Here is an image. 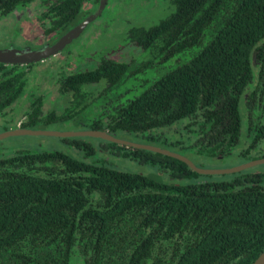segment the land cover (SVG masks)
Listing matches in <instances>:
<instances>
[{"label":"trees","instance_id":"16d2710c","mask_svg":"<svg viewBox=\"0 0 264 264\" xmlns=\"http://www.w3.org/2000/svg\"><path fill=\"white\" fill-rule=\"evenodd\" d=\"M171 2L168 16L127 32L140 50L131 60L53 62L57 113L29 93L40 62L0 64V120L28 96L22 128L104 131L194 159L264 158V0ZM98 4L0 0V22L34 6L54 42ZM56 139L0 147V264H252L264 250V164L201 175L99 138Z\"/></svg>","mask_w":264,"mask_h":264},{"label":"rangeland","instance_id":"374dc122","mask_svg":"<svg viewBox=\"0 0 264 264\" xmlns=\"http://www.w3.org/2000/svg\"><path fill=\"white\" fill-rule=\"evenodd\" d=\"M127 5L123 7V0H108V4L103 11V15L94 22L90 23L85 31L83 32L82 36L74 42L69 48L72 49H80V47H83L86 42L85 39L87 37V34L90 35V37H94L97 39L98 46L107 45V48H110L109 54H111L109 57L121 60V61H128L138 55V50L130 46V50L128 47V50H121V46H127L126 45V30L130 27V24H133L132 27H147L156 24L159 20L165 18L168 16L172 11L173 7H167L165 0H127ZM151 8V9H149ZM120 16H126L129 21L132 23H127L123 18ZM147 18L149 22L146 24H140V21L143 18ZM110 19H116L118 22H120V25H116L112 28L111 33H107L106 37L112 36L113 39H108L107 41H104V37L100 36L97 32H100L101 26L103 27L105 24L110 23ZM100 23H103L102 25ZM7 25L4 22H0V37H11L13 38V42L15 45L20 42L17 40V34L20 30V36H23L26 40H33L35 38V44H40L42 41L39 38L38 35V29L36 27L34 28L31 26L30 28L24 27V24H21L20 26H13ZM19 30H18V29ZM107 29V28H106ZM16 30V31H15ZM89 32V33H88ZM123 32H126V34H122ZM96 33V34H95ZM96 35V36H95ZM7 43H3L0 38V48L4 47ZM86 46H89V44H86ZM85 46V47H86ZM85 47L83 48V55H85ZM119 49V50H118ZM59 59V58H56ZM59 100H56V103H58ZM49 108V105L47 106ZM20 109V107H19ZM15 117H18L16 115ZM13 121L12 119H4L0 120V134L11 131L14 129L13 127ZM15 121L17 119L15 118ZM42 131H58V132H69V131H78L73 129L71 126H65V125H58V126H51L47 127L45 129H41ZM56 138L58 137H34V136H15V137H8L0 140V147L5 148L4 152H9L12 149L14 151H18L19 149L23 148L24 145L29 146H38L43 147L44 145H55L53 142H59ZM124 139V138H122ZM166 139V138H164ZM61 144V145H60ZM57 143V147L64 149L62 146V143ZM149 145H152L157 148L161 149H167L175 153H179L181 149H174L170 146H167L165 143H149ZM38 147H32L37 149ZM47 148V147H45ZM237 151V150H236ZM189 153V152H188ZM188 153L183 154L182 156L186 157L192 164L199 168L208 169V170H223L228 168H233L236 166H239L241 164L246 163V159L241 157L231 156L229 158H223V159H209L200 157V159H194L193 156L188 155ZM181 155V154H180ZM249 162V161H248ZM122 167L126 170H130L133 172H141L145 169L141 168L140 166L132 165L130 163L124 162L122 164Z\"/></svg>","mask_w":264,"mask_h":264},{"label":"flooded vegetation","instance_id":"af4514ba","mask_svg":"<svg viewBox=\"0 0 264 264\" xmlns=\"http://www.w3.org/2000/svg\"><path fill=\"white\" fill-rule=\"evenodd\" d=\"M126 1L127 0H123V7H125L127 5ZM165 3H166L168 8L173 7L171 0H165ZM107 4H108V0H107V3L105 5L103 11L105 10ZM97 7L89 15H91L97 9ZM149 9H151V8H149ZM103 11L101 12V14L97 18H99L103 15ZM37 14H39V13L36 12L34 6L29 7V8H25L21 12H14L13 16H11L10 19H8L6 24L12 25L11 23H13V26H17V25L20 26L21 24H24V27H27V28H30L31 26L34 25L36 27V29H38V35L37 36L39 38H37V39L42 38L41 39L42 42L40 44H38V45L35 44V40H36L35 38H33V40L31 41V40H26L24 37V40H23V38H22L23 36H20V30L17 28L19 30V32L17 34V36H18L17 40L20 42V46H17V45H19V43L17 45H15L13 42V38H11V37H0L1 41L3 43H7L4 47H1L0 49L12 47V48H16V49L37 50L40 48H44L46 46H53L56 43V41H58L62 36H64L66 34L65 33L64 35H62L61 37L56 39L54 42H52L53 39L50 37L51 35L50 36L44 35L41 26L38 24V21H37L38 15ZM120 17L123 18L125 20V22L132 23L131 21H129V19H127L126 16H120ZM97 18L95 20H97ZM94 21H92V22H94ZM147 22H149L148 19L144 17L140 21V24H146ZM100 24L102 25L103 23H100ZM116 25H120V22H118V20H116V19H113V20L110 19V23L105 24L103 27L101 26L100 32H97V33L100 36L104 37V41H107L108 39H113L112 36L106 37V35H107V33H111L112 28L115 27ZM132 26H133V24H130V27L126 30V32H128L130 30V28H132ZM147 27H150V26H147ZM85 29H84V31H85ZM83 32L72 43L66 45L61 51L57 52L56 54L51 55L45 59H42V60H39L36 62L27 63V64H33V63L40 62L39 66H37L36 70H34V72L37 74V80L35 82L36 84L32 87V89L29 91V93L34 94L35 96H43V97L47 96L48 97L47 99H45V103L42 106V109L49 111L52 108L56 113L58 112V110H57L58 103H56L58 91H55L54 90L55 87L51 86V83L54 80L52 78L55 76L54 73L57 72V67L52 64L53 62L58 60L56 58H61L62 56H65V55L67 57L69 56V57H71V62L74 63L75 66H77L76 69H81V70L95 68L97 63L99 62V60H101L102 58H104V59L109 58V59H112L115 61H121V60L109 57L111 55V54H109V52L112 49L107 48V45H105V44L102 46L96 45L97 39H95L94 37H90L89 34H87V37L85 39L86 44H89V46H86V44H85L83 47H80V49L70 50L69 47L82 36ZM126 32H123L122 34H126ZM126 45L127 46H121L120 47L122 51L128 50V47L130 50L131 45H128V44H126ZM84 47H85V55H83V48ZM131 47L135 48L134 46H131ZM135 49L138 50V52H140L139 49H137V48H135ZM0 64H3V63H0ZM27 64H24V65H27ZM4 65H6V64H4ZM19 66H23V65H19ZM43 86H49V87L43 88ZM36 87H39L40 90L37 91ZM62 99H58V100L61 101ZM29 100H30V98L28 96H23L22 98L17 100L11 106L10 110H11L12 115L14 116V121H13L14 129L13 130L26 129V128H22V125H23V123H25V119H26L25 112L28 110H31V104H30ZM48 105H49V108L47 107ZM19 107H20V109H19ZM16 115H18V117H15ZM15 118L17 119V121H15ZM27 130H36V129H27ZM40 131H42V130H40ZM6 132H8V131H6Z\"/></svg>","mask_w":264,"mask_h":264},{"label":"water","instance_id":"95a60500","mask_svg":"<svg viewBox=\"0 0 264 264\" xmlns=\"http://www.w3.org/2000/svg\"><path fill=\"white\" fill-rule=\"evenodd\" d=\"M107 0H99V5L97 9L89 15L82 23L77 25L75 28L67 32L62 36L53 46H46L37 50L29 49H16L12 47L0 49V63L6 65H24L31 62H36L42 59H45L51 55L56 54L61 51L66 45L72 43L80 34L84 31L88 24L94 21L103 11ZM14 136H45V137H58V138H70V137H93L103 139L109 142L119 144L121 146H126L133 149H142L150 152H155L162 154L174 159H177L185 163L191 170L201 175H226L237 173L255 166L263 165L264 158H259L241 164L239 166L223 169V170H208L195 166L192 164L186 157L161 148L154 147L149 144H142L133 142L130 140L118 138L112 136L104 131H92V130H78V131H69V132H58V131H40V130H27V129H18L11 130L0 134V140L8 137ZM252 264H264V250L262 253L253 261Z\"/></svg>","mask_w":264,"mask_h":264}]
</instances>
